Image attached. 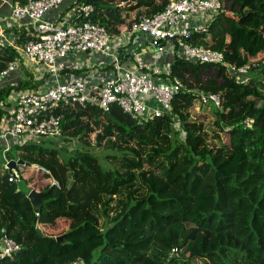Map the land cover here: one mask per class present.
<instances>
[{"label":"trees","instance_id":"16d2710c","mask_svg":"<svg viewBox=\"0 0 264 264\" xmlns=\"http://www.w3.org/2000/svg\"><path fill=\"white\" fill-rule=\"evenodd\" d=\"M170 1L75 0L67 8L71 11L67 24L91 21L103 26L121 42L118 56L123 64L127 45L122 40L130 25L162 12ZM221 2L206 32L193 33L190 43L222 53L223 62L174 57L171 78L177 77L186 88L170 111L141 120L115 104L107 112L97 105L67 108L61 112L60 139L50 138L52 146L37 140L12 142L6 160L16 156L22 164L12 182L11 170L3 168L5 163L0 167V243L7 236L21 250L0 264H264V64L252 66L247 56L241 60L238 51V42H254L264 35V26L257 30L252 25L264 20V0ZM86 5L94 10L89 18L81 15ZM124 9L137 10L136 17H123ZM11 32L17 48L37 40L27 26L13 27ZM16 51L0 46V72L15 61ZM97 55L102 69L110 72V58ZM243 66L246 72L239 74ZM86 71L67 69L61 75ZM26 77L0 89V123L12 92L51 85L46 72L38 80L29 73ZM208 80L219 83L209 89ZM209 94L219 98V106L201 102L200 96ZM205 106L213 119L195 112ZM91 136L93 145L105 153L89 149ZM74 139L80 144L74 150L53 147ZM179 168L185 198L162 195L145 178L151 170L169 180ZM36 177L48 181L38 190L33 184ZM31 190L42 193L37 211L27 198ZM170 200L187 202L190 212L164 214L156 202ZM60 218L69 221L62 243L37 234L39 225ZM140 231L145 240L139 238Z\"/></svg>","mask_w":264,"mask_h":264},{"label":"built area","instance_id":"2783aa9c","mask_svg":"<svg viewBox=\"0 0 264 264\" xmlns=\"http://www.w3.org/2000/svg\"><path fill=\"white\" fill-rule=\"evenodd\" d=\"M63 1L27 0L24 4L16 2L10 6L11 20L18 27H29L37 40L16 47L17 60L9 62L0 72V89L9 74L17 69L18 62H22L23 66L27 63L43 66L41 70L49 74L51 85L11 93L8 98L11 104L7 108L3 105L7 111L0 123V146L4 152L11 148L9 140L27 142L59 137L63 120L61 112L67 108L97 105L107 112L115 104L135 119L160 117L170 111L175 98L186 88L180 79L171 78L174 57L210 64L223 62L222 53L190 43L193 33L206 32V24L222 8L221 0H171L162 12L134 21L124 32L123 44L132 35L142 34L149 38V45L156 53L169 47L172 58L161 66L137 56L130 68H126L119 59L118 46L121 42L111 38L98 23L84 21L65 25V22L55 24L44 19ZM93 12L91 5L81 8L84 18H89ZM87 53L109 57L110 72L105 76L79 75L62 83L64 70L84 68L83 64L69 58ZM246 69L247 66L240 67L237 71L244 73ZM231 70L234 68L231 67ZM39 78L40 75L34 80ZM200 99L203 104L212 101L219 106V99L214 94L201 95ZM3 168L8 169L6 163ZM11 172L10 182L15 179L17 170L12 169ZM20 250L19 244L4 236L0 243V260H12ZM72 264L83 263L75 261Z\"/></svg>","mask_w":264,"mask_h":264},{"label":"rangeland","instance_id":"374dc122","mask_svg":"<svg viewBox=\"0 0 264 264\" xmlns=\"http://www.w3.org/2000/svg\"><path fill=\"white\" fill-rule=\"evenodd\" d=\"M250 1L253 4H256V3L259 2V0H250ZM122 16L123 17L127 16L130 19H133L135 17V12H126V10H123L122 11ZM252 25H253L254 28L259 30L261 28V26H264V20L254 21L252 23ZM262 39H264V35L261 36V37H258V39L255 38L254 42H252L249 39L247 41H244V42L243 41L238 42V51L240 52V58H241L242 61L245 59V56H247L248 57V62L252 66H255V65L259 64V63L264 64V51H263L264 50V41H261ZM5 42L6 41L0 36V46H3V47H6L7 45L11 46V44H6ZM14 46H15V48L17 47L16 45H13L11 47H14ZM166 50L168 51L169 47H166ZM152 51H154V50H150V49H148V51L144 50V52H145L144 56L148 55V53H151ZM152 54H157L158 55V53H154V52ZM17 58L18 57H16V59ZM150 60L155 61V62L158 61L156 55L152 56ZM81 61L85 62L86 59L82 58ZM99 66L100 65H98V67ZM243 67H245V66H243ZM41 71H43V70H41ZM238 73L241 74L240 71ZM227 80L229 82L230 77H227ZM208 81L209 82L205 81V82H207L205 86H207V88H209V89H211L215 85H218V83H219V82L216 83V82H213V81H210V80H208ZM234 90L238 91V87L234 86ZM195 112H198V114H200V115H207V117L210 116L211 119H213V116L210 114L209 108L206 107V106L204 107V109L202 107H199V108L196 107ZM58 139H60V137ZM90 140H91L92 144L90 145L89 149L94 154L101 155V154L105 153L104 151H102V149L100 147H97L96 145H93L94 136H91ZM13 141L16 142L15 140H9V144L11 145ZM37 141L39 143H42L43 145L52 146V142H51L52 139H50V138H45V139L44 138H40V139H37ZM55 144H56V146H53V147L63 148L65 150L67 149L69 151L74 150L76 147L80 146L79 142L76 139H74L71 143H67L65 141L64 142L61 141V142H58V143H55ZM2 148L3 147L0 146V167L2 166V164L6 163V153L1 150ZM14 159L18 160L16 156H14ZM181 171H182V168H179L175 173L172 174V177H170L169 180H163L156 173H154L153 171L150 170L147 173H145V178L148 181H150L155 188L158 189L160 194H162V195L164 194V195H168V196L169 195L183 196V198H185L183 187H181L182 184H184L185 180L180 178V176H181L180 172ZM27 173H29V171ZM33 182H34L33 184L35 186V189L38 190L40 188V186H43L48 181L41 180V177H39V178L36 177ZM191 182L192 181H189L187 183L188 187L192 186ZM156 205L161 210V212H163L164 214L172 215V216H178L179 213H181L182 215L186 216L190 212V206L185 201H183L181 203H178L175 200L162 201V202L157 201ZM68 224H69V221L66 220V230L68 228ZM39 228H40V226H39ZM42 229L44 231L43 235L55 232V230L57 232H59L58 234L54 235L55 238L62 236L64 234V232H65L64 227L62 225H60V223H58V228H53V226H50V227H45V228L43 227ZM137 234H138L139 238H141V240H145V237H144L142 231H140Z\"/></svg>","mask_w":264,"mask_h":264},{"label":"crops","instance_id":"0c3cea01","mask_svg":"<svg viewBox=\"0 0 264 264\" xmlns=\"http://www.w3.org/2000/svg\"><path fill=\"white\" fill-rule=\"evenodd\" d=\"M74 2H75V0H64L63 3L57 9L49 11L45 15L44 19L47 22H52L55 24L64 23V22L67 24L71 20V11L67 12L68 11L67 8L69 6H72ZM12 4H13V0H0V36L6 41L5 42L6 44L16 45V37H14V34L11 32V30L13 27H18V26L10 18V6ZM132 12H135V17H136L137 10L132 11ZM129 20H130V18H129ZM125 44L127 45V47L125 49H123L124 51L122 52V54L124 57L123 65L126 68H130L134 65V57H137V56H142L145 60L150 61L151 57L156 55L158 61L155 63H158L161 66H164L172 58L171 49H169L168 51L164 50L162 52H159L158 55L152 54L153 52L154 53H156V52L154 49H152L150 47L149 38L145 35H142V34H139V36L137 35V37H135V39H133V41H132V39H130L129 42H128V40H126ZM148 49L154 50V51H152L151 53H148V55L144 56V53H145L144 50L148 51ZM82 58H85L86 61L85 62L81 61ZM69 59H71L72 61L76 60L79 63H81V65L82 64L84 65V68H86L88 71H86L83 74V76L93 75V74L105 76L109 73V70L105 71L102 69L104 64L102 63L100 65L99 64L100 57L99 56L96 57V56H94V54H92V55H90V54H79L75 57H70ZM15 60H17V59H15ZM17 64H18L17 69L13 73L9 74V76L5 79V81H4L5 85L4 86H7V85L13 86V84L17 85L16 82H19L22 80L25 81L27 78L26 77L27 73L31 74L35 78L38 77L39 75L41 76L44 74V71L40 70V69H43V66H41V65L40 66H33V65L27 63L26 66H23L22 62H18ZM98 65H100V66L98 67ZM69 70L72 71L71 69H69ZM23 76H25V77H23ZM71 77H77V76L73 75V74L62 75L61 76V82L62 83L66 82ZM58 223H60V225H62L64 227L65 232H66V219H64V218L57 219L53 224H49V225L43 224V225H39V226H40L42 232L44 233V231L42 229L43 227L45 228V227L53 226V228H58ZM68 226H69V224H68ZM58 233L59 232H57L55 230V232H52V233H49L46 235L49 237L55 238L54 235L58 234Z\"/></svg>","mask_w":264,"mask_h":264},{"label":"water","instance_id":"95a60500","mask_svg":"<svg viewBox=\"0 0 264 264\" xmlns=\"http://www.w3.org/2000/svg\"><path fill=\"white\" fill-rule=\"evenodd\" d=\"M21 164H22V161H20V160H16V161L15 160H6V165H7V168L9 170L17 169V167L20 166ZM27 198H28L30 204L32 205V207L35 211L39 210V208L43 204L42 193L38 192L36 190H31L28 193ZM33 226H37V219L36 218H34V220H33ZM36 232L38 235H43V233L39 227H37ZM55 240L58 243H62L64 241V236L62 235L60 237H56Z\"/></svg>","mask_w":264,"mask_h":264},{"label":"clouds","instance_id":"9594fccd","mask_svg":"<svg viewBox=\"0 0 264 264\" xmlns=\"http://www.w3.org/2000/svg\"><path fill=\"white\" fill-rule=\"evenodd\" d=\"M43 233V232H42Z\"/></svg>","mask_w":264,"mask_h":264}]
</instances>
